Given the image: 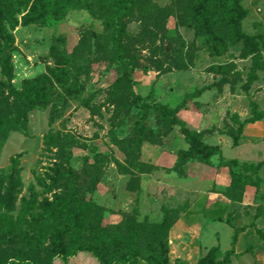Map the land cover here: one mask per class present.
I'll return each mask as SVG.
<instances>
[{
    "label": "rangeland",
    "instance_id": "1",
    "mask_svg": "<svg viewBox=\"0 0 264 264\" xmlns=\"http://www.w3.org/2000/svg\"><path fill=\"white\" fill-rule=\"evenodd\" d=\"M110 3L31 0L0 33V81L13 90L0 89L13 112L0 139V193L13 194L0 208V264H102L87 251L56 256L53 234L38 235L57 196L98 207L72 220L83 237L104 211L121 216L104 241L119 264H264V0H240L235 20L201 0H140L122 37L130 77ZM185 100L190 141L160 108ZM165 217L161 252L149 228Z\"/></svg>",
    "mask_w": 264,
    "mask_h": 264
},
{
    "label": "trees",
    "instance_id": "2",
    "mask_svg": "<svg viewBox=\"0 0 264 264\" xmlns=\"http://www.w3.org/2000/svg\"><path fill=\"white\" fill-rule=\"evenodd\" d=\"M31 0H0V33L2 34L5 29V22L13 24L15 21V13L19 11V6L29 3ZM104 0H101L103 2ZM110 3V15L108 17V25L113 30L112 39L114 43L115 57L119 60H124L127 63L126 76L130 77L134 71L135 63L132 59L126 56L124 46L122 44V37L126 33V18L133 14L135 7L140 0H109ZM205 1L208 9L216 12V16L225 17L230 16L232 19H237V16L242 12V7L240 5V0H201ZM154 8H158L155 4H152ZM17 7V9H16ZM218 9V10H217ZM159 10V9H158ZM39 11L38 15L44 17ZM229 14V15H228ZM225 15V16H224ZM47 16V15H46ZM218 16V17H219ZM7 86L5 81H0V89ZM10 88V87H9ZM12 90V88H10ZM13 91V90H12ZM186 100L181 102L178 107L169 108L160 106L162 115L170 120L171 124H178L180 126V131L185 135L186 140L190 141L194 137V132L189 130L183 120L177 115L179 107H188ZM58 106H54L51 111V116L57 113ZM18 117L15 118L14 124L16 127L24 129L27 135H30L28 128V118L27 115L20 109L17 110ZM12 111H8L3 108L2 102H0V139L4 140L6 138V129L11 123ZM24 117L25 122H21V118ZM197 150L211 151V147L198 143L194 147ZM190 152V150H189ZM13 203V194L9 192L6 196L0 193V208L3 206H11ZM73 203V200H72ZM71 199L68 197H56L54 206H56V212L53 213L54 225H45V230L43 232H38V235L45 233L53 234L54 241V254L63 258L75 254L79 251L91 252L102 264H119L121 259L109 258L110 244L104 243L108 238L112 240L109 234V229L111 226L118 228V225L122 221L120 215L113 211H104L101 217L92 219L89 224L90 236H82L83 223L80 225L72 223V220H77L83 214L84 211L94 207L93 204H88L87 207L77 208V210L71 209L72 207ZM83 211V212H82ZM96 223V225H94ZM77 225L79 230L75 229V233L70 239L65 240L66 233H68L70 227ZM81 228V229H80ZM170 228L167 217L159 224H153L150 226V230L154 233L157 241L156 246L162 252L167 248L166 235ZM114 238V237H113ZM112 242V241H111ZM161 254H156L154 258L149 259L151 264L161 263ZM26 264H40L35 262L33 259H25Z\"/></svg>",
    "mask_w": 264,
    "mask_h": 264
},
{
    "label": "crops",
    "instance_id": "3",
    "mask_svg": "<svg viewBox=\"0 0 264 264\" xmlns=\"http://www.w3.org/2000/svg\"><path fill=\"white\" fill-rule=\"evenodd\" d=\"M251 153H253V156H255L254 158L257 159L258 157H260L262 155V149L260 147L259 148L255 147V149Z\"/></svg>",
    "mask_w": 264,
    "mask_h": 264
}]
</instances>
